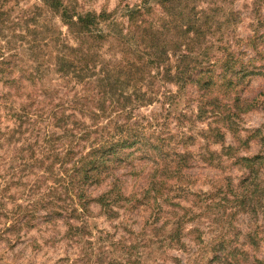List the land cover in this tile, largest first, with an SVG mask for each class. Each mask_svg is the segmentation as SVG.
<instances>
[{"label":"trees","instance_id":"obj_1","mask_svg":"<svg viewBox=\"0 0 264 264\" xmlns=\"http://www.w3.org/2000/svg\"><path fill=\"white\" fill-rule=\"evenodd\" d=\"M26 1L0 0V83L7 88L0 94V121L11 124L0 130V148L22 137L21 147L15 148L0 177V209L10 188L22 187L24 178L34 177L20 189V203L1 212L4 222L10 223L3 231L11 234L20 229L18 223L31 224L38 211L48 221L64 215V239L84 244L90 251L85 255L96 256L98 264L106 259L108 264H142L143 254L137 250L148 244H126L124 236L115 241L101 230L92 233L86 224L88 189L114 178L123 161L132 168L124 150L139 142L137 111L159 99L169 110L178 93L192 86L203 91L197 100V117H202L208 113V90L217 77L216 67L222 70L218 78L224 85L236 84L234 89L239 75L254 74L246 66L236 70L242 62L224 40L228 23L237 14L229 10L225 20H219L222 10L217 0H142L119 15L82 12L74 0H38L39 4L24 8ZM251 5L253 37L245 44L257 52L264 39V33L259 34L264 30V0H253ZM43 15L48 19L41 25L37 18ZM55 18L58 26L51 23ZM166 86H173L176 93ZM225 113L219 117L231 123ZM218 137L221 132L215 129L214 138ZM237 161L249 171L241 201L250 207L262 192L256 182L264 158ZM109 185L111 189L93 200L108 213L112 210L106 197L113 204L118 201L113 198L117 184ZM157 185L152 179L146 190L154 200ZM185 217L173 214L177 219L164 242L176 239L184 247L179 231Z\"/></svg>","mask_w":264,"mask_h":264},{"label":"rangeland","instance_id":"obj_2","mask_svg":"<svg viewBox=\"0 0 264 264\" xmlns=\"http://www.w3.org/2000/svg\"><path fill=\"white\" fill-rule=\"evenodd\" d=\"M74 1L82 12L115 11L119 15L142 0ZM217 2L222 10L218 13L219 20H225L229 10L237 14L228 23L224 36L231 54L242 62L235 66L236 70L246 66L254 74L239 75L234 89L236 84L227 86L218 78L222 70L216 67L217 77L208 90L211 95L208 113L202 117H197V100L203 91L198 93L192 86L178 93L169 110L167 103L163 105L159 99L137 111L139 142L124 150L132 161V168L123 161L114 170V178L109 177L101 186L88 189L86 224L92 233L101 230L110 233L115 241L124 236L128 238L126 244L132 241L148 244L147 248L137 250L143 254L142 264H264V161L260 182H256L262 192L250 207L241 201L249 171L237 161L241 157L264 158V39L258 42L257 52L246 45L248 42L245 44L253 37L250 14L253 0ZM34 3L39 4L38 0H27L22 7L30 8ZM44 19L48 17L37 18L41 25L47 24ZM51 23L58 26L59 20L55 18ZM61 31L64 34L63 28ZM165 89L176 93L173 86ZM6 91L0 83V94ZM224 112L229 113L231 123L219 117ZM10 125L0 121V130ZM215 129L220 130L222 137L214 138ZM1 145L0 177L10 165L8 159L16 153L15 148L21 147L22 137ZM227 147L232 149L227 151ZM33 179L30 175L22 180V187L10 188L6 198H2L5 207L3 211L0 209V214L20 203V189ZM152 179L159 186L155 200L154 194L146 193ZM112 182L117 184L113 198L118 201L113 204L106 197L105 204L110 202L112 212L100 211V204L93 200L111 189ZM173 214L177 218L186 216L179 231L184 247L176 239L163 241L177 219ZM44 218L45 214L38 211L31 224L18 223L20 229L8 234L3 228L10 223L0 217V264H98L96 256L85 255L90 251L84 244L76 245L64 239V215L55 221ZM71 223L79 224L74 220ZM108 262L106 259L103 264Z\"/></svg>","mask_w":264,"mask_h":264}]
</instances>
